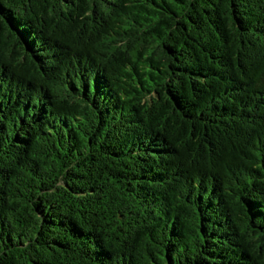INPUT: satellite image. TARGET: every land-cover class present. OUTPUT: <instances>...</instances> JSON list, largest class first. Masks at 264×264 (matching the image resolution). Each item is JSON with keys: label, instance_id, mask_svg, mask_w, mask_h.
I'll return each instance as SVG.
<instances>
[{"label": "trees", "instance_id": "1", "mask_svg": "<svg viewBox=\"0 0 264 264\" xmlns=\"http://www.w3.org/2000/svg\"><path fill=\"white\" fill-rule=\"evenodd\" d=\"M0 264H264V0H0Z\"/></svg>", "mask_w": 264, "mask_h": 264}]
</instances>
